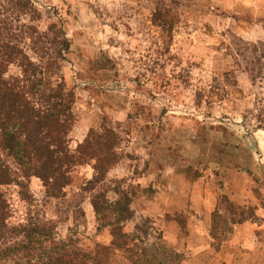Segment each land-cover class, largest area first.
Instances as JSON below:
<instances>
[{"label": "rangeland", "instance_id": "rangeland-1", "mask_svg": "<svg viewBox=\"0 0 264 264\" xmlns=\"http://www.w3.org/2000/svg\"><path fill=\"white\" fill-rule=\"evenodd\" d=\"M28 1L36 11L25 22L42 32L55 24L70 43L59 64L60 39L48 54L33 46L29 54L48 64L39 69L45 82L64 81L75 91L71 148L92 129L120 136L121 160L98 190L111 200L118 190L132 196L134 216L124 231L148 228L153 241L162 238L183 255L181 264L240 261L235 227L264 223V0ZM16 2L0 0L7 26L24 24ZM157 9L172 26L154 23ZM94 171L93 163L78 166L58 197L38 177L26 191L4 186L13 220L54 222L59 236L78 238L96 264H131L107 249L110 231L98 229L86 187ZM245 189L250 194H241ZM202 193L219 212L207 224L186 207ZM254 236L259 246L247 249L250 264H264V228Z\"/></svg>", "mask_w": 264, "mask_h": 264}, {"label": "trees", "instance_id": "trees-1", "mask_svg": "<svg viewBox=\"0 0 264 264\" xmlns=\"http://www.w3.org/2000/svg\"><path fill=\"white\" fill-rule=\"evenodd\" d=\"M16 8L24 24L14 27L0 21V264H96L97 256L84 249L74 235L60 237L54 222L32 217L14 221L12 204L3 189L16 184L26 191L30 179L38 177L46 192L58 197L71 184L73 171L89 163H93L95 171L86 187L93 194L98 229L111 233L107 249L121 251L131 264H181L183 255L162 238L153 241L148 228L136 225L132 233L124 231L126 222L134 216L132 196L118 190V197L111 200L108 191L98 190L121 160L120 136L112 128L103 133L92 129L84 142L71 148L75 91L64 81L45 82L39 69L48 64L35 61L29 54L31 46L48 54V44L60 39L56 49L59 64L65 60L63 54L70 49V43L63 31L55 30V24L42 32L25 22L36 11L28 0H17ZM154 23L166 27L172 26L173 20L157 9ZM53 64L57 62L50 63ZM13 66L18 73L10 74ZM212 235L216 238L213 232Z\"/></svg>", "mask_w": 264, "mask_h": 264}, {"label": "crops", "instance_id": "crops-1", "mask_svg": "<svg viewBox=\"0 0 264 264\" xmlns=\"http://www.w3.org/2000/svg\"><path fill=\"white\" fill-rule=\"evenodd\" d=\"M260 146V145H258ZM260 148V147H259ZM178 191H179V188H178ZM241 194L243 195H248L250 194V191H248L247 189L245 190H241L240 191ZM198 193H195V197L197 199L198 198ZM203 194V193H202ZM199 197H201L200 200H195L193 203H189L186 205L187 206H190L192 209H193V213H194V217L195 218H199V222L200 223H204L207 224L208 223V219H210L209 217L211 213L214 212L215 210V201L212 199V196L211 198H205L207 197V194H203ZM243 200V199H242ZM238 204H241V206L245 205L246 204V201H240ZM167 207L169 205L165 204ZM176 207H180L181 205L177 204V205H174ZM262 214H264V212H262ZM205 219V220H203ZM210 223V221H209ZM259 228H264V223L263 224H253V223H243V224H239L238 226L235 227L234 229V232H233V240H232V243L235 245H233L235 248L237 247L239 250L238 251H243V258L238 261V259L235 257H231V259L227 260V264H250L252 261H251V257H250V254H252V252H249L247 249H249L251 246H259L256 245L257 242L255 240V232L259 229ZM232 246V247H233ZM257 248V247H255ZM257 249H254L253 252H255ZM237 251V250H236ZM260 251V250H259ZM236 253H234L235 255ZM233 255V256H234Z\"/></svg>", "mask_w": 264, "mask_h": 264}]
</instances>
